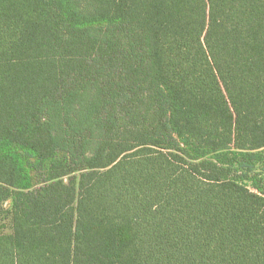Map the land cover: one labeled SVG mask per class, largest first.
<instances>
[{
    "label": "trees",
    "instance_id": "trees-1",
    "mask_svg": "<svg viewBox=\"0 0 264 264\" xmlns=\"http://www.w3.org/2000/svg\"><path fill=\"white\" fill-rule=\"evenodd\" d=\"M0 264H264V0H0Z\"/></svg>",
    "mask_w": 264,
    "mask_h": 264
}]
</instances>
